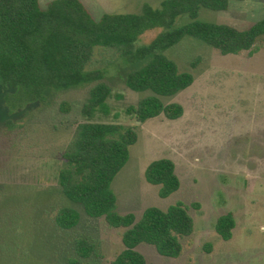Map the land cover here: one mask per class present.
<instances>
[{
	"label": "rangeland",
	"instance_id": "374dc122",
	"mask_svg": "<svg viewBox=\"0 0 264 264\" xmlns=\"http://www.w3.org/2000/svg\"><path fill=\"white\" fill-rule=\"evenodd\" d=\"M54 0H39L46 9ZM89 14L139 15L145 7L160 9L163 0H80ZM264 20V0H230L228 9H201L197 21L226 24L245 30ZM179 16L174 27L189 23ZM146 32L139 46L161 34ZM88 70L103 74L110 90L109 116L92 119L81 115L91 86L48 93L38 104L14 107L0 87V264H65L74 255V242L87 237L99 248L92 264H110L122 251L123 229H111L104 219L89 218L70 202L58 185L60 155L71 145L76 128L84 123L136 126L137 142L129 159L111 183L118 214L165 210L178 202L189 207L193 234L181 257L160 256L146 244L136 250L146 264H264V40L252 51L222 56L200 40L185 37L165 51L180 72L193 76V83L173 96L160 97L164 105L179 104L181 117L163 115L142 124L125 115L150 92L138 93L126 85L129 73L148 63L124 58L107 63L109 55L97 47ZM197 62L196 67L191 64ZM174 163L179 189L160 198L159 187L145 179L154 161ZM193 204L199 207L195 209ZM64 208L76 210L78 225L70 231L55 223ZM234 220L228 241L216 233L220 217Z\"/></svg>",
	"mask_w": 264,
	"mask_h": 264
},
{
	"label": "trees",
	"instance_id": "16d2710c",
	"mask_svg": "<svg viewBox=\"0 0 264 264\" xmlns=\"http://www.w3.org/2000/svg\"><path fill=\"white\" fill-rule=\"evenodd\" d=\"M230 0H163L160 9L145 7L139 15L105 14L95 20L80 0H54L46 9L39 0H0V87L6 100L16 99L14 107L38 104L48 93L73 87L91 86L81 115L92 119L109 116V86L98 70H88L97 47L109 55L107 63L124 58L127 62L148 63L128 74L127 87L138 93L150 92L137 105L124 113L137 124L163 115L168 120L182 116L179 104L164 105L160 97H168L187 89L193 76L180 72L165 51L185 37L210 46L222 56L252 51L264 40V20L238 30L226 24L197 21L201 9L215 12L228 9ZM190 22L174 27L179 16ZM162 32L152 43L139 46L146 32ZM141 63V62H140ZM139 64V63H138ZM142 64V63H141ZM197 62L191 64L196 67ZM137 142L136 126L84 123L76 128L70 147L60 157L58 185L63 195L79 205L89 218L104 219L111 229H123V249L110 264H146L136 250L141 244L153 247L166 258H179L193 234L194 222L189 207L178 202L165 210L151 207L137 220L135 215L118 214L116 198L110 186L129 159V148ZM146 181L159 187L160 198L175 193L180 182L174 163L168 159L152 162L145 172ZM197 209V204H193ZM80 220L71 208L60 210L55 223L60 230L70 231ZM231 215L220 217L215 231L224 241L232 237ZM74 255L65 264H92L89 260L100 254L87 237L74 242Z\"/></svg>",
	"mask_w": 264,
	"mask_h": 264
}]
</instances>
